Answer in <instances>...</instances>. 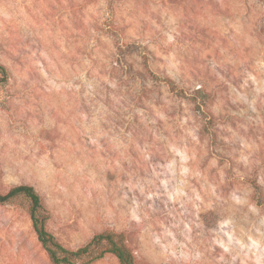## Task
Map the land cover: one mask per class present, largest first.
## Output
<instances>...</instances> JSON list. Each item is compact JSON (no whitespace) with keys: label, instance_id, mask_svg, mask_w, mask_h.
Here are the masks:
<instances>
[{"label":"rangeland","instance_id":"374dc122","mask_svg":"<svg viewBox=\"0 0 264 264\" xmlns=\"http://www.w3.org/2000/svg\"><path fill=\"white\" fill-rule=\"evenodd\" d=\"M0 64V193L64 247L264 264V0H0ZM28 210L0 203V264H52Z\"/></svg>","mask_w":264,"mask_h":264},{"label":"trees","instance_id":"16d2710c","mask_svg":"<svg viewBox=\"0 0 264 264\" xmlns=\"http://www.w3.org/2000/svg\"><path fill=\"white\" fill-rule=\"evenodd\" d=\"M7 75V68L0 64V84L6 81ZM195 95L200 97L202 94L196 91ZM19 197L29 203L28 213L33 231L52 264H88L103 258L107 253L114 255L118 264H137L134 254L125 245L123 236L113 231L98 233L89 243L76 249L64 247L46 229L48 214L33 186L28 184L12 186L6 193H0V203H7Z\"/></svg>","mask_w":264,"mask_h":264}]
</instances>
